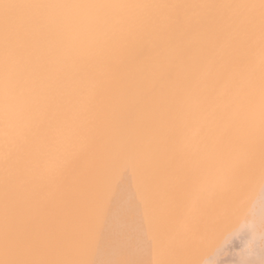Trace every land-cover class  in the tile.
I'll return each mask as SVG.
<instances>
[{
  "label": "bare ground",
  "instance_id": "1",
  "mask_svg": "<svg viewBox=\"0 0 264 264\" xmlns=\"http://www.w3.org/2000/svg\"><path fill=\"white\" fill-rule=\"evenodd\" d=\"M0 264H264V0H0Z\"/></svg>",
  "mask_w": 264,
  "mask_h": 264
}]
</instances>
